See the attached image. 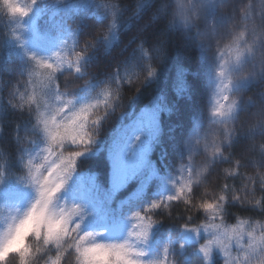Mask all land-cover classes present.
Segmentation results:
<instances>
[{
	"label": "trees",
	"instance_id": "obj_1",
	"mask_svg": "<svg viewBox=\"0 0 264 264\" xmlns=\"http://www.w3.org/2000/svg\"><path fill=\"white\" fill-rule=\"evenodd\" d=\"M230 3L232 0H226L221 9ZM122 6L129 7L121 14L116 33L113 38L97 43L83 61V73L66 81L65 73L59 75L61 87L76 97L75 104L80 107L76 113L84 110L79 119L74 115L76 121L88 120L92 100L102 87L114 83L118 75L126 70L146 71L148 57L136 45L142 39L145 46L152 48L153 42L165 32L167 17L153 16L156 3L136 0V16L131 13L133 6L127 0ZM103 11L97 9L95 0H39L22 27L16 28L13 22L0 17V172L7 173L0 182V225L12 201L24 198V188L31 178L25 165L37 150L46 149L51 161L59 151L64 152V158L79 152L74 156L75 171L60 198L83 208L82 231L93 232L106 242L132 243L133 251L143 253L140 257L143 264H159L160 261L225 264L227 257L219 247L213 246L210 259L201 248L214 234L202 228L193 230L207 223L203 213L182 203L168 204L154 194L156 175L165 176L185 162L186 140L195 125L204 121L208 111L207 76L200 49L188 33L189 29L181 28L175 16L168 23L166 54L163 59L154 57L152 60L157 67L156 75L147 79L139 91L124 86L122 106L101 123L92 145L88 144L87 131L82 129L75 133V138L65 139L75 141L79 147L66 144L63 149L49 152L45 130L51 134L53 122L57 125L69 122L55 117L49 119L34 107L12 109L4 99L12 83L20 82L19 88L13 90L15 98L25 90L23 82L34 78L33 53L39 62L41 57L46 60L56 52L70 51L91 35L99 23L107 22ZM142 27L145 29L140 36L129 43ZM14 28L23 43L11 38ZM246 90L251 92L252 87ZM249 135L252 133L238 135L225 151L250 160L245 155L251 141ZM225 163L217 158L202 186L219 187ZM247 165L251 167V161ZM236 183L239 185V180ZM200 191L196 189L195 195L199 196ZM154 204L161 207L153 209ZM226 207L227 226L237 224V215L249 220L264 218V211L241 206L238 202ZM134 213H140V218ZM149 221L156 223L151 224L147 239L137 236V226L147 225ZM250 242L247 236L239 243L233 240L228 250L230 255H242L241 247L246 248ZM9 260L10 264H15L14 259Z\"/></svg>",
	"mask_w": 264,
	"mask_h": 264
},
{
	"label": "clouds",
	"instance_id": "obj_2",
	"mask_svg": "<svg viewBox=\"0 0 264 264\" xmlns=\"http://www.w3.org/2000/svg\"><path fill=\"white\" fill-rule=\"evenodd\" d=\"M127 2L133 6L131 13L136 16V0H127ZM147 2L157 4L153 16L167 17V24L165 32L153 42L152 48L145 46L142 39L136 45V48L148 57L145 62L146 71L141 73L126 70L123 75L116 77L114 83L102 87L97 98L92 100L90 105L92 111L87 121L73 119L80 107L76 106V97L72 92L61 87L59 75L65 73L66 81L83 73V61L96 48L97 43L113 38L116 33L121 14L129 7L122 6L125 5L126 0H95L97 9L104 10L103 16L108 18L107 22L99 23L91 35L72 47L70 51L56 52L46 60L41 57L39 62L36 61V54L33 53L34 78L23 82L25 90L15 98H13V90L19 88L20 82L12 83L7 90V96L4 97L7 104L12 109L19 110L34 107L41 110L49 119L55 117L59 121H68L73 131L78 129L87 131L88 144H94L101 123L110 113L122 106L124 86L135 87L139 91L147 79L156 75L157 67L152 60L154 57L163 59L166 54L164 44L167 40L169 20L176 16L182 22L196 24L201 30L215 22L214 19L206 21L208 8L199 7L191 10V6L198 4L199 0H188L187 3L185 0H147ZM38 3L39 0H0V17L13 22L16 28L22 27L23 21ZM221 11L228 14L231 21L227 25L224 38L215 45L219 56L216 75L221 81L222 91L228 96V102L221 111L212 112V115L221 121L220 127L211 130L207 134V139L195 141L201 146L200 155L204 161L198 178L185 182V192L179 200L176 197L171 199L182 201L192 210L204 214L207 223L200 225L198 230L202 228L206 232L213 233L212 237L218 238L219 243L212 244L210 246L212 248L216 246L221 249L223 246L228 251L233 240L242 241L248 231L259 232L249 246L241 247L242 255L235 257L229 255L228 259L231 264H264V218L249 220L241 219L237 215V224L243 225L240 229L242 233L240 237L231 235L223 227L227 218L226 206L231 202L264 211V0H232V3ZM144 29L145 27H142L129 43L137 39ZM11 38L23 43L21 35L15 28L11 32ZM40 61L54 67H41ZM241 83L251 86L252 91L248 92L246 89L237 91V86ZM84 84L87 85L86 80ZM248 133L252 135H249L251 141L245 155L250 157V160L232 156L230 151H225L226 147L233 143V138ZM50 135V132L45 130V136L49 138L48 144L53 152H56V149H63L66 144L79 147L71 139L53 146ZM83 154L82 152L81 156ZM217 158L226 162L221 168L222 180L219 187L211 189L206 185L202 186L201 178L210 173ZM74 160L75 157H70L66 161L63 151L56 152L55 159L47 165L50 166L48 169H51L48 170L51 173L49 188H55L56 184L61 182L63 186L58 191L50 192V195H42L41 178L38 177L37 197L34 202L23 212L14 213L2 223L0 264H10V257L14 259L15 264H135V262L143 264L140 259L142 252L138 251L127 253L126 259L118 258L116 250L111 246L125 244L127 241L106 242L99 240L97 234L93 232L82 231L83 208L79 204L60 198V193L65 191L75 171ZM248 161H251V167H248ZM25 167L30 175L36 168L34 160L29 159ZM6 174L0 172V182ZM237 180L239 185L236 183ZM196 189H201L199 196L195 195ZM209 203L213 205L212 209L202 207ZM133 215L136 216L137 213ZM74 233L79 234L80 237L75 244ZM127 244L129 248L134 249L132 243L127 242ZM206 245L208 240L201 245V248L204 249ZM69 254H71L70 259ZM205 257L207 258L206 255ZM159 264H175V262L160 261Z\"/></svg>",
	"mask_w": 264,
	"mask_h": 264
},
{
	"label": "rangeland",
	"instance_id": "obj_3",
	"mask_svg": "<svg viewBox=\"0 0 264 264\" xmlns=\"http://www.w3.org/2000/svg\"><path fill=\"white\" fill-rule=\"evenodd\" d=\"M226 0H199L198 4L192 5L191 10H195L199 7L208 8L206 12V21L208 19H214L215 22L205 27L201 30L194 23L182 22L178 17L175 16L176 21L179 26L183 29H189L188 33L192 34V38L200 49L201 57L205 66L206 73V86L208 90V111L207 117L204 121L198 122L192 133L188 136L184 153L186 155V160L183 164L175 167L173 172L165 175H156V187L154 188V194L162 199L168 204L171 203H182L179 202L180 196L184 195L185 192V182L196 180L198 178V173L201 167H203L204 161L200 155L201 146L196 144V140L207 139V134L220 127L221 121L212 115L213 110L221 111L228 102V96L222 91L221 81L216 75V68L219 62V56L216 51L215 45L217 42L224 38L225 30L227 25L231 21V17L225 12L221 11L222 6ZM188 0H185L187 3ZM192 29V30H191ZM249 87L246 83H241L237 86V91L247 89ZM234 140V138H233ZM34 160L36 166H47L50 164L51 159L46 149L41 148L37 150L31 157ZM54 167V166H53ZM49 171L51 169H48ZM43 171V168H41ZM47 176V171L44 172ZM207 174H205L206 176ZM38 176L36 174V168L31 172V178L27 182L24 188V198L17 197L12 201L11 207L5 217L8 219L11 215L16 212H23L34 202L37 197L36 185L38 183ZM205 177L201 178V183ZM176 197L177 200L171 199ZM4 220V221H5ZM2 223L0 227H2Z\"/></svg>",
	"mask_w": 264,
	"mask_h": 264
},
{
	"label": "snow or ice",
	"instance_id": "obj_4",
	"mask_svg": "<svg viewBox=\"0 0 264 264\" xmlns=\"http://www.w3.org/2000/svg\"><path fill=\"white\" fill-rule=\"evenodd\" d=\"M40 63H41V67H54V66H52L50 64H46L43 61H40ZM82 112H84L83 109L81 110V113ZM81 113H76L75 114L77 119H79ZM53 124H54V129L51 131L52 144H61L63 142V140H65V139L75 138V133L79 132V131H82V129H78L76 131H73L71 124L57 125V124H55V122H53ZM60 129H63V132L60 131ZM82 138L83 137H81V139ZM51 151H52V149H51V147H49V152H51ZM79 154H80L79 152L70 153V155L68 157L64 158V159L67 161L70 157H74V156L79 155ZM49 167L50 166H46L45 167L43 165L36 166V174H37L38 177L41 178L40 179V183L42 185V195H44V194H49L50 195V192L58 191L59 188L63 186V184L61 182V183H57L55 188H52V189L49 188V184H50V181H51V173L48 171ZM41 168H43V171H41ZM45 171H47V176L44 175ZM52 171H55V169H52ZM160 207H161L160 204H154L152 206L153 209H158ZM202 207L207 208V209H212L213 205L209 203V204L202 205ZM137 218L138 219L140 218V213H137ZM152 223H154V222L149 221V223L147 225H144V224L138 225L137 226L138 230H136L135 234L137 236H141V237L147 239V237L149 235V232H150V228H151V224ZM141 225H143V227H141ZM215 227H220V226H215ZM223 227H224L225 231H228L231 235H234V236H237V237H240L242 235L240 229L243 227V225H241V224H236L234 226L224 225ZM198 229H199V226L195 227L193 230L194 231H198ZM73 235L75 237L73 243L75 244L79 240L80 237H79V234H77V233H74ZM256 236H257L256 233L253 232V231H248L247 232V237L250 239L251 242L256 239ZM236 242L239 243L240 241L237 240ZM214 243H219V240L216 237H211L208 240V245H206L204 247V249H203L205 255L209 259L211 258V253H212V247H210V246L212 244H214ZM250 243H248L247 246H249ZM111 247L116 250V255L120 259H126L127 258V253L133 251V249L128 247L127 242L125 244L113 245ZM221 250L224 252L225 257H227V259L225 261V264H231V261L228 259L229 255H230L228 253V251L226 249H224L223 246H221ZM85 251H87V250H85ZM140 254L143 255V253H140ZM135 264H141V262H135Z\"/></svg>",
	"mask_w": 264,
	"mask_h": 264
},
{
	"label": "bare ground",
	"instance_id": "obj_5",
	"mask_svg": "<svg viewBox=\"0 0 264 264\" xmlns=\"http://www.w3.org/2000/svg\"><path fill=\"white\" fill-rule=\"evenodd\" d=\"M185 147V146H184Z\"/></svg>",
	"mask_w": 264,
	"mask_h": 264
}]
</instances>
